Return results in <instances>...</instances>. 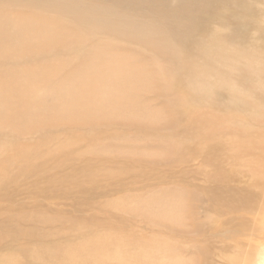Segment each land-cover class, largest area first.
Masks as SVG:
<instances>
[{
  "label": "bare ground",
  "instance_id": "1",
  "mask_svg": "<svg viewBox=\"0 0 264 264\" xmlns=\"http://www.w3.org/2000/svg\"><path fill=\"white\" fill-rule=\"evenodd\" d=\"M123 8L126 11L120 13L119 10ZM65 22H70L69 27L62 29L64 26H61L62 30L57 31L59 25ZM57 23L61 24L57 27ZM66 24L68 25V23ZM99 34H103V36ZM149 52L153 54L151 57ZM132 55L136 58H130ZM153 56L157 57L156 61L154 60L156 57L153 58ZM131 59L132 61L135 59L138 63L134 66L130 65ZM160 60H165L169 64L167 67L173 74L171 81L163 73L156 71L155 68L161 67L158 64ZM132 64L134 63L132 62ZM66 68H69V72L73 75L68 80L62 79ZM173 69L174 71H172ZM159 89L163 98L174 97L170 98L174 116L172 120H169V123L174 124V121L179 119L184 122L188 121L193 110L200 108L203 110V107L210 105L220 111L218 114H215L216 111L214 112L218 118L222 110L227 112L223 118L231 117V121L228 122L231 124L230 134L219 132L221 137L213 138L215 140L212 144L216 146L212 149L214 159L211 157L213 160H208L211 162L210 167H218L215 164L218 162H226L225 164L229 167L234 163L238 167L245 164L250 170L244 166L242 169H246L247 172L242 170L243 173H239L237 171V174L232 176L233 181L234 178L242 182L246 181L244 179H251L252 182L248 179L249 183H252L257 189V193L255 190L253 193L258 194L263 200L264 163L261 164L259 160L264 157V148L261 146V141L255 143L251 136L255 128L253 127L255 123L252 122H256V126H260L261 123L264 126V0H0V151L4 152L8 148L9 151H5V153L12 152L10 149L16 145L10 143L17 141L18 143L14 144L20 145L22 142L19 143L18 140H21V135L26 138V135H33L38 128L60 124L86 127L99 133L107 132L105 130L113 129V126L124 130L139 127L141 129L137 130L141 133L139 138H148L149 135H154L155 139L154 133L156 132L154 130L165 128L168 126V122L165 119H163L164 122L161 121L162 112L159 115L160 111L156 112V109L150 108L145 103L149 102L150 104L148 99L158 94ZM224 111L223 113H225ZM158 118L161 122L158 121ZM190 120L192 122L194 119ZM213 120L216 119L211 121ZM219 121L220 118L217 123ZM28 123L31 124V131L25 132L24 128ZM213 123L211 126L215 125ZM202 124L204 125V123ZM222 124L224 125L221 123L218 126L220 127ZM177 125L179 124L177 123ZM180 126L184 125L180 124ZM228 126L226 125V127ZM262 126L261 128H263ZM8 127L10 129H7ZM258 129L255 128L257 132ZM211 131L210 134L216 135V131ZM263 133L260 136L264 135ZM126 137L122 138L123 141L117 140L120 146L116 147L117 143L115 144L116 148L113 145L110 146L116 152L123 150L124 147L125 150L126 139L124 138ZM262 138L264 137L262 136ZM260 140L262 139L260 138ZM7 142L8 146L5 144ZM208 142L210 141L208 140ZM194 143L197 142L194 140ZM200 144H197L200 147L195 148V152L199 154L198 157L202 158L207 150L206 145ZM105 146H99L93 151V156H98V159L95 162L93 159L92 161L101 166L107 164L103 162L102 158L103 155L106 157L107 148ZM253 147H255L254 149L257 147L259 153L256 154L257 151L251 150ZM138 148L139 146L134 150L133 148L126 149L127 157L129 155L137 157L139 153L136 149L138 150ZM19 149L23 151L15 152L17 155L20 154L19 157L17 155H15L16 157L11 155V157L15 158L19 165L22 164L23 167L20 165L21 171L30 174L29 171L32 170L34 172H32V176L44 178L46 163L41 158V154L34 151L31 146H28L27 149L20 147ZM240 151H248L247 154L252 153L249 156L241 157ZM128 152L130 153L128 154ZM203 152L205 154L201 156ZM144 153L142 152V159L145 158ZM239 153L241 154L239 155ZM219 155H224L225 158ZM39 156L43 161L36 160L38 162L36 165L35 158L39 159ZM2 157L4 155L0 154L1 161L5 159ZM156 157L159 159V155ZM108 159L112 162L118 161L116 157ZM1 161L2 168H0L4 169L6 165ZM133 162L136 161L133 160ZM233 167L232 171L235 170ZM1 175L2 172H0L1 182H9L4 175ZM244 184L246 186V183ZM252 188L248 184L243 191L249 193V189L252 192ZM0 191L9 193L7 188H0ZM198 193L196 192V194ZM160 204L157 203L158 206ZM153 205L155 206V204ZM154 206L151 207L154 208ZM261 206L264 208V205ZM155 210L158 212L160 209H157L156 206ZM165 210L168 212L167 208ZM256 210L260 211L257 208ZM262 211L261 209V214H264ZM199 215L198 217H200ZM13 220L11 217L7 219L5 227L14 229ZM199 221L200 219L198 223ZM261 221L263 220L261 219ZM202 223L204 222L201 220L200 226ZM213 223L215 222L213 221ZM5 227H0L1 241L8 233V229L4 230ZM203 227H200L202 231ZM200 232L197 234L200 235ZM210 235L209 237H211ZM216 239H212V243L206 240L208 241L206 243L208 246L209 244L213 246L214 249L220 243ZM223 241L225 240L223 239ZM227 242H223V244L221 241L222 245H219L218 249L223 251L222 249L228 248L223 252L230 249L233 251L234 247L232 245L227 247L229 245ZM206 243L204 242V246ZM92 245L91 249L94 248V244ZM247 246L248 250L245 249L247 254L244 253L246 255L243 254L242 258L244 259L246 256L245 264H264V245L261 242L258 244L248 242ZM235 247L237 249L236 245ZM88 248L87 252L91 251L90 247ZM184 248L186 249V247ZM211 248L210 250L205 249L208 251L206 254L211 251V255H207L210 256L209 263L204 260L203 263L228 264L233 258L229 257V259L227 256L230 251L223 255L222 252H212ZM84 249L81 250L87 254ZM169 250L173 249L169 248ZM197 250L198 248L195 251ZM52 251L54 250L52 249ZM59 251L61 254L65 253L62 252V248ZM203 252L205 251L202 250L201 253ZM101 254L104 255L103 252ZM153 254L156 253L154 252L150 256ZM53 255L52 258L55 257ZM27 256L29 255L27 254ZM111 257L112 255H110ZM154 257L157 258V256ZM208 257L207 259H209ZM31 258L30 254L29 259ZM138 258L137 261H139ZM141 258L144 259V257ZM239 258L241 262V257ZM159 259L161 261V258ZM234 259L232 260L235 262ZM122 260L120 259L121 262ZM223 260L224 262H222ZM197 262L202 264V261ZM156 264L158 263L156 262ZM178 264H186V262L179 261Z\"/></svg>",
  "mask_w": 264,
  "mask_h": 264
},
{
  "label": "rangeland",
  "instance_id": "2",
  "mask_svg": "<svg viewBox=\"0 0 264 264\" xmlns=\"http://www.w3.org/2000/svg\"><path fill=\"white\" fill-rule=\"evenodd\" d=\"M125 11V8L119 10L120 13H124ZM66 23H68V25ZM59 24L61 23H57V27ZM69 24L70 22H65L59 25L57 31L69 27ZM61 26L64 27L61 29ZM55 29L56 28H54V31H56ZM99 35L103 36V34ZM151 54L152 53L149 52L150 57ZM133 57L135 56L132 55L130 58ZM155 57L156 56H153V58ZM156 59L157 57L154 60L156 61ZM132 62L134 64H132ZM132 62L129 61V64L132 66L138 63L135 59H133ZM158 64H160L161 67L155 68L156 71L163 73V75L168 79L170 78L169 80L171 81L173 74L170 72L171 69L167 67L169 64L165 60H160ZM172 71H174V69ZM72 76V73L69 72V68H66L62 79L68 80ZM151 81L153 82V79H151ZM159 92L160 89L158 90V94L148 99L151 102L150 104L149 102L147 104L144 102L145 105H148L150 108L153 107L156 109V112L160 111L159 115L165 114L164 116H160L162 119L161 121L165 119L166 122H168V126L165 128L154 130V132H156L154 133L156 135L155 139L154 135H149L148 138H139V136H141V133L137 131L138 129L141 130L139 127H137V129L131 128L124 130L118 126H113V129L105 130L107 132L104 133H99L86 127L60 124L53 127L38 128L33 135H26V138L21 135V140L18 141L23 144H14L17 141L10 143L16 146H13L11 148L12 150L10 149L12 152L7 153L8 155L5 153V151H9L8 148H6L4 152L0 151V154L5 157V159L0 161L6 165L4 169H1L2 167L0 165V172H2V175L9 181L5 183L0 181V188H7L9 190V193L0 191V196L4 197L3 199L0 197V227H5V222L10 217L14 219V229H9L6 226L4 230L8 229V233L5 234L2 241L0 240V264H56L58 261H60L58 264H156V262L158 264H178L179 261H185L186 264H201L197 261H202V264H208L210 256L208 257L207 255H211V251H209V254H206L208 253L206 250H210V247H212V250L213 246H210V244L208 246L207 243L208 241L212 243V239L215 238H217L216 240H219L220 243L221 241L225 243L228 240L227 244L229 245H227V247L232 245L234 249L232 248L233 251L230 249L223 252L228 248L222 249L223 251H221L218 249V246L222 244L218 243L217 247L214 248L212 252H222L224 255L230 251L227 253L228 255H226L228 258H235V262L229 258L233 261L231 262L228 259V262L230 261L229 263L245 264L244 259L246 256L244 259L242 258L247 254V243L258 244L261 242L264 245V214L260 212L261 209L264 211V208H261V205H264L262 204L264 203V199L262 200L258 194H256L257 189L254 188L252 183H249L251 179H244L246 180L243 181L246 183L245 186L242 181H238L235 178L233 181L232 178L233 174H237V171L239 173H246L249 167L244 164L247 170L242 169L244 166L238 167V165L234 163V165L238 167L237 169L234 165L229 167L225 164L226 162H221L222 164L218 162L215 163L218 167H210V161L214 159V156H212V149L216 146L213 145V142L215 139L221 137L219 132L230 134L231 124L228 122L231 121V117L227 119L223 118V115L225 116L227 112L220 109L222 110L219 114L220 121L217 123L219 118L216 117L218 115L215 114H218L220 111L215 110V106L210 105L207 107L205 106L206 108L203 107V110L202 108L193 110L188 121L186 120L184 122V120L179 119L175 120L174 124L170 122L171 125L169 120H172L174 115L172 113L173 109L170 104V98L174 97L169 96L163 98ZM223 111L225 113H223ZM212 116L216 118H212ZM211 118L216 120L211 121ZM158 119V121H160V118ZM190 119L194 120L191 122ZM220 122L224 123V125H221L222 128L218 126L221 124ZM177 123L179 125H177ZM202 123H204V125ZM212 123L215 125L211 126ZM252 123H255L253 127L259 129L257 132L254 128L251 137L255 140V143L261 141V146L264 148V138H262L264 135L260 136L264 132V126H262V123L260 126H256V122ZM252 123L251 125H253ZM180 124L184 126H180ZM226 125L229 126L226 127ZM261 126L263 128H261ZM7 129H10V127ZM237 129L238 127L236 126V130ZM211 130H213V132L216 131V135L210 134L212 132ZM24 131H31L30 123L25 126ZM123 137H126L124 138L126 141L123 143L127 150L132 148L134 150V148L139 146L136 151L139 155H142L141 157L139 155H137V157H133V155L127 157L125 153L127 150H124L125 147L123 150L117 151L119 155L114 148L111 147L112 145L115 147L116 143L118 144L116 147L120 146L118 141H123ZM232 137H234V135H232ZM260 138L262 140H260ZM143 139L149 140L144 141ZM194 140L197 143H194ZM208 140L210 142H208ZM5 144L8 146V142ZM197 144L206 145L205 148L208 153L206 152L205 154V152H203L201 156L205 155L202 158L198 157L199 154L195 152V148L200 147ZM28 146H31L34 151L39 152L41 158L45 160L44 178H35L36 175H31L33 172L32 170L29 171L30 174L21 171L22 168H20V165L23 167L22 164L19 165L16 163V159L11 157V155L16 157V153L20 151L19 147L21 149H27ZM99 146H105V148H107L105 153L106 157H116L118 161L112 162L103 155V162H106V165L101 166L94 163L96 159H98V156H93V151ZM254 148L255 147L251 150ZM256 149H254V151H257V154L259 150L257 147ZM121 152H123L122 155ZM130 152H128V154ZM142 152L146 153H144L145 158L143 159ZM240 152L242 153H239L241 157H246V155L249 156L252 153L250 152V154H247L249 153L248 151ZM155 153L157 156L159 155V159L156 157ZM5 154L8 156V160ZM148 154L151 155L147 156ZM219 156L225 158L224 155ZM211 157H213V159H211ZM42 159H40V156L39 159L35 158L36 165L38 162H42ZM263 159L264 157L259 160L261 164L264 163V161L262 162ZM36 160L38 162H36ZM133 160L136 162H133ZM232 167L236 171H232ZM227 176L228 178H226ZM229 177L232 178V180H230ZM248 184L253 187L252 192H250L251 188L249 186L250 194L243 191ZM253 190H255L256 193H253ZM196 192L199 193L196 194ZM236 196L238 199L242 200H238ZM157 203L161 204L158 206ZM153 204H155V206ZM181 205L183 206L181 207ZM151 206H154V208ZM156 206L157 209H160L158 212L155 210ZM164 208H167L168 212ZM256 208L260 211H257ZM122 209L123 211H121ZM259 214L261 215L258 216ZM198 215L200 217H198ZM78 217L81 219L79 220ZM199 219L200 221L198 223ZM261 219L263 221H261ZM201 220L204 223L200 226ZM213 221L215 223H213ZM204 224H206V226H204ZM209 224L211 225L209 226ZM200 227H203V231ZM204 228H206V230H204ZM208 228H211V231ZM9 230L11 231L9 232ZM199 232L200 235L197 234ZM260 233H262L261 237L259 236ZM215 234L216 236H214ZM209 235L211 237H209ZM202 239H204L203 241L205 243L207 242L205 246ZM223 239L225 241H223ZM198 242L200 243L198 244ZM92 244H94V248L92 247L93 250L91 249V246H93ZM201 244L203 245L201 246ZM234 244L237 246V249H235L236 247ZM84 245L90 247L91 251L87 252L89 248H86ZM199 246L204 247L206 250L203 248L201 249ZM184 247L188 250L185 251L186 249ZM61 248L62 252L64 251L65 253L61 254V251H59ZM82 248H85L84 250H86L87 254L81 250ZM169 248H172L174 251L169 250ZM197 248L199 252L198 250L195 251ZM52 249L54 251H52ZM56 250L59 252H55ZM202 250L205 252L201 253ZM80 251L83 255L80 254ZM42 252L44 253L42 254ZM101 252H103L104 257ZM154 252L156 254L150 256ZM231 252L233 254L235 253V256H233ZM57 253L60 255L58 256ZM149 253L151 254L149 255ZM157 253L159 254L157 255ZM27 254L29 256L31 254L32 258L29 259ZM238 254L244 255L239 256ZM52 255L55 257L52 258ZM110 255H112L111 258ZM140 256L144 257V259ZM154 256H157V258L160 256L159 258H161V261L159 258L157 261V258ZM150 257L155 259H151ZM239 257H241V262ZM137 258L139 261H137ZM54 259H56V261H54ZM120 259L124 261L122 260L121 262ZM203 260L208 263H203ZM222 262H224V260Z\"/></svg>",
  "mask_w": 264,
  "mask_h": 264
}]
</instances>
